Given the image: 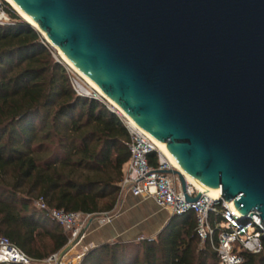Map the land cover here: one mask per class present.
<instances>
[{
    "label": "water",
    "instance_id": "water-1",
    "mask_svg": "<svg viewBox=\"0 0 264 264\" xmlns=\"http://www.w3.org/2000/svg\"><path fill=\"white\" fill-rule=\"evenodd\" d=\"M13 1L188 174L254 213L264 232V0ZM166 171L187 202L202 196Z\"/></svg>",
    "mask_w": 264,
    "mask_h": 264
},
{
    "label": "trees",
    "instance_id": "trees-1",
    "mask_svg": "<svg viewBox=\"0 0 264 264\" xmlns=\"http://www.w3.org/2000/svg\"><path fill=\"white\" fill-rule=\"evenodd\" d=\"M8 10L17 21L0 24V234L43 259L67 243L68 232L35 200L68 211L112 210L130 135L105 102L73 89L71 70L41 33ZM149 158L155 163L156 153ZM217 235L215 228L214 242ZM262 241L260 252L243 251L237 264H264ZM217 263L210 240L201 243L196 233L193 209L172 213L153 237L95 244L79 262Z\"/></svg>",
    "mask_w": 264,
    "mask_h": 264
},
{
    "label": "built area",
    "instance_id": "built-area-1",
    "mask_svg": "<svg viewBox=\"0 0 264 264\" xmlns=\"http://www.w3.org/2000/svg\"><path fill=\"white\" fill-rule=\"evenodd\" d=\"M9 4L6 0H0V24H13L17 21L8 10ZM75 76L71 77L70 75L73 89L78 94L98 98L105 102L112 111L120 116L129 131L130 154L123 166L119 192L128 191L134 196L152 199L160 208L171 214L193 209L196 233L201 243L206 239L210 240L218 257L217 264H237L243 260V251L257 253L263 249V226L255 218L254 213L243 216L234 207L232 199L226 200L222 195L211 196L204 191L197 201L187 202L177 175L166 171V169L174 167L163 155L155 139L140 126L133 124L103 93H99L93 87H90V91L83 88L77 80V75ZM151 152L156 153L155 163L150 161L149 154ZM198 190V187L186 180V191L189 195H195ZM35 204L39 208L47 209L49 215L68 232L67 243L78 239L57 263L58 252L43 259H36L8 237L0 234V262L79 264L86 251L95 245L93 242L83 243L89 225L94 221L98 225L110 223L116 215L113 209L85 213L49 207L42 196L35 200ZM211 212L215 215L213 220L210 218ZM215 228H218L216 242L212 239Z\"/></svg>",
    "mask_w": 264,
    "mask_h": 264
},
{
    "label": "crops",
    "instance_id": "crops-1",
    "mask_svg": "<svg viewBox=\"0 0 264 264\" xmlns=\"http://www.w3.org/2000/svg\"><path fill=\"white\" fill-rule=\"evenodd\" d=\"M113 210L116 212L110 223L89 225L83 243L131 240L139 233L156 234L168 221L171 213L160 208L152 199L134 196L128 191L119 192Z\"/></svg>",
    "mask_w": 264,
    "mask_h": 264
},
{
    "label": "bare ground",
    "instance_id": "bare-ground-1",
    "mask_svg": "<svg viewBox=\"0 0 264 264\" xmlns=\"http://www.w3.org/2000/svg\"><path fill=\"white\" fill-rule=\"evenodd\" d=\"M10 3V5L25 19L27 20L31 25L33 26H37V24L27 15L25 14L15 3L13 0H6ZM44 34V32H43ZM45 35V34H44ZM53 46H55L59 53L61 54V56L64 58V60L66 62H68L85 80L86 82L93 87L94 89H96L99 93H103L107 99L114 104L115 106H117L122 113L133 123V124H137L132 117H130L127 113H125L113 100H111L102 90L101 88L88 76L86 75L81 69H79L76 65H74L67 57L66 55L61 51V49L53 44ZM156 141V144L158 145L159 149L161 150V152L163 153V155L170 161V163L172 164V166L176 169H178L179 171H181L183 173V175L185 176L186 180L189 181L190 183H192L193 185H195L196 187H198L199 189L203 190L205 193H207L208 195L211 196H215L213 195L209 190H207L203 185H201L197 180H195L190 174H188L182 167L181 165L178 163V161L175 159V157L172 155V153L168 150L166 143L164 142H160V141Z\"/></svg>",
    "mask_w": 264,
    "mask_h": 264
},
{
    "label": "rangeland",
    "instance_id": "rangeland-1",
    "mask_svg": "<svg viewBox=\"0 0 264 264\" xmlns=\"http://www.w3.org/2000/svg\"><path fill=\"white\" fill-rule=\"evenodd\" d=\"M10 5V4H9ZM11 6V5H10ZM12 7V6H11ZM13 8V7H12ZM14 9V8H13ZM14 11L16 12V13H18L15 9H14ZM18 15L20 16V18L22 19V20H24L25 21V19L18 13ZM39 31V30H38ZM40 32V31H39ZM41 33V35L43 36V38L46 40V38H45V36H44V34H43V32H40ZM47 41V40H46ZM49 43V42H48ZM49 45H50V47H51V49H52V55H53V57L55 58V59H57V60H59V61H61V62H63L65 65H67V67L71 70V77L72 76H75V75H77V80H78V82L80 83V85L83 87V88H85L87 91H90V87L91 86H89V84L86 82V80L68 63V62H66L65 60H64V58L61 56V54L59 53V51H58V49L55 47V46H53V44H50L49 43ZM73 71V72H72ZM73 73H75V75H73ZM76 77V76H75ZM71 80V79H70ZM72 84V83H71ZM83 95V94H82ZM156 234H154L153 236H155ZM144 236H147V234H145V233H139L138 234V236L137 237H135L134 239H137V238H141V237H144ZM152 236V237H153ZM113 240H115V239H112V240H110V241H113ZM118 240V239H117ZM102 242H104V241H102ZM95 244H98V243H95ZM59 252V251H58ZM51 254H53V253H51Z\"/></svg>",
    "mask_w": 264,
    "mask_h": 264
}]
</instances>
